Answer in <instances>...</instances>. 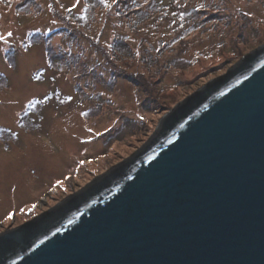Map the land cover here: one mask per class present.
Here are the masks:
<instances>
[{
  "label": "rangeland",
  "instance_id": "374dc122",
  "mask_svg": "<svg viewBox=\"0 0 264 264\" xmlns=\"http://www.w3.org/2000/svg\"><path fill=\"white\" fill-rule=\"evenodd\" d=\"M74 3L0 0V233L133 154L264 42V0Z\"/></svg>",
  "mask_w": 264,
  "mask_h": 264
},
{
  "label": "water",
  "instance_id": "95a60500",
  "mask_svg": "<svg viewBox=\"0 0 264 264\" xmlns=\"http://www.w3.org/2000/svg\"><path fill=\"white\" fill-rule=\"evenodd\" d=\"M0 264H264V42L133 154L1 232Z\"/></svg>",
  "mask_w": 264,
  "mask_h": 264
},
{
  "label": "snow or ice",
  "instance_id": "6c2138e0",
  "mask_svg": "<svg viewBox=\"0 0 264 264\" xmlns=\"http://www.w3.org/2000/svg\"><path fill=\"white\" fill-rule=\"evenodd\" d=\"M117 2H118V0H112V3H117ZM146 2H147V0H146ZM176 2H177V4H179L180 0H176ZM79 3H80V0H75V3L73 4V7H76ZM101 3L105 4V5L108 6V7H111V3H109V0H101ZM199 7L203 9V8L206 7V5H205L204 3H200V4H199ZM69 10H70V9H69ZM216 10L219 11L220 9H216ZM117 14H119V13H117ZM53 23L55 24L56 21H53ZM49 31H51V29H49ZM12 35H13L12 32H8V33H7V36H8V37H10V36H12ZM0 41H5V42H6V41H7V37L4 36V35H0ZM108 47L111 48L112 45L110 44V45H108ZM136 54L139 55V53H136ZM112 59L115 60L116 57L113 56ZM77 74L79 75V73H77ZM68 99L71 100V99H73V97L70 95V96L68 97ZM29 103H31V101H30ZM37 103H40V101H37ZM33 107H35V105H33ZM81 114H82V115H87V113H81ZM139 118H140L141 120H144V119H145L144 116H140ZM93 131H94V130H93L91 127L88 128V132H89V133H92ZM105 131H108V129L105 128ZM100 134H101V133H99V132L96 133V135H100ZM80 163L83 164L84 161L82 160V161H80ZM62 183H63V181H60V180H57V181H56V184H57V185H60V184H62ZM66 190H67V189H65V191H66ZM35 207H36V205L33 204V205H32V209H34ZM32 209H29V210L31 211ZM8 218H9V219L12 218L11 214H9Z\"/></svg>",
  "mask_w": 264,
  "mask_h": 264
},
{
  "label": "bare ground",
  "instance_id": "6f19581e",
  "mask_svg": "<svg viewBox=\"0 0 264 264\" xmlns=\"http://www.w3.org/2000/svg\"><path fill=\"white\" fill-rule=\"evenodd\" d=\"M154 4H156V2H154ZM87 127H89V124ZM80 128H81V133L85 134V130H84L85 127L82 125Z\"/></svg>",
  "mask_w": 264,
  "mask_h": 264
}]
</instances>
